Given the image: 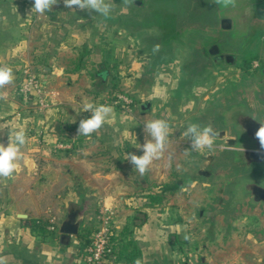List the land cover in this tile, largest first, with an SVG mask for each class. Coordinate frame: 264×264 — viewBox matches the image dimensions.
Masks as SVG:
<instances>
[{
    "label": "crops",
    "instance_id": "crops-1",
    "mask_svg": "<svg viewBox=\"0 0 264 264\" xmlns=\"http://www.w3.org/2000/svg\"><path fill=\"white\" fill-rule=\"evenodd\" d=\"M33 5L34 0H0V66L12 67L15 77L5 86L7 101L0 100V142L7 145L9 129L13 127H22L28 138L23 149L28 164L21 162L14 180L0 179V255L8 258V264H42L29 255L34 253L32 249H42L40 246L48 237L37 242L40 236L32 230L33 223L50 222L53 207L56 214L59 207L62 223L71 212L78 213L81 232L88 223V215L82 208L98 201L112 213L119 203L124 205L125 217L118 219L117 226L133 224V239L141 251L143 264H214L205 258V253L216 243L219 222L211 230L205 219L200 218L204 238L202 242L189 243L184 236L189 235L190 222L183 216L168 222V217L157 211L146 210L141 215L137 213V205L142 202L132 204L127 200L155 186L166 185L169 192L185 187L181 182L175 186L160 181L162 174L175 175L170 166L160 168L152 164L141 176L126 160L127 153L143 154V149L138 150L145 143L142 117H148L154 108L150 103L151 109L144 110L145 104H140L135 107L134 118L128 119L111 104L112 93L118 88V72L121 73L120 56L128 46L127 41L121 34L113 37L104 21L96 22L95 12L74 11L60 0L52 11L30 15ZM86 63L97 66L95 72L88 66L85 70L91 71V78L96 80L97 91L88 90L90 103L108 104L114 111L101 129L82 142L84 149L75 153L53 152L49 144L38 140V130L47 131L49 141L54 142L58 137L52 133L56 123L75 130L82 119L91 116L90 112L82 111L84 104L65 102L62 97L64 89L71 88L77 77L85 75ZM22 65L31 66L51 88L55 87L49 98L54 112L43 115L33 112L17 95ZM104 72L108 75L100 76ZM167 202L173 205L169 199ZM51 238L60 247L59 263L76 264L82 247L79 237H73L69 246L60 243V233ZM193 244L194 248H188ZM12 253L14 257H9Z\"/></svg>",
    "mask_w": 264,
    "mask_h": 264
},
{
    "label": "rangeland",
    "instance_id": "rangeland-1",
    "mask_svg": "<svg viewBox=\"0 0 264 264\" xmlns=\"http://www.w3.org/2000/svg\"><path fill=\"white\" fill-rule=\"evenodd\" d=\"M136 1L140 2L142 7L136 3L125 6L122 0H110L114 4V9L109 18H104L97 13L94 14L96 22L104 21L110 26L109 33L113 37H119L121 34L122 39L128 44L120 56L119 68L121 73L118 72V88L113 91L112 96L120 95L133 102V106L128 110L119 108L128 119L134 118L136 106L151 103L154 108L152 114L148 117L145 115L142 117L144 124L149 120L159 118L169 120L171 132L167 149L163 157L154 161L153 164H158L160 168L167 166L174 168L175 175L162 174L160 181L175 186L181 182L185 187L182 186L183 188L180 187L169 192L165 189L166 185H161V190L164 192V205L157 213L166 215L168 222L183 216L190 222L188 225L189 235L191 234L189 243L193 241L199 243L202 242L204 234L201 233L203 228H199L198 220L203 218L201 214L204 211L214 205L222 177H217L208 183L193 181L192 174H194L197 166L203 165V155L209 152L207 149L201 152H186L185 150L190 146V140L181 137V134L190 123L203 126L197 119L207 111L214 100L221 98L232 89H241L251 93L264 82V32L258 35L252 46L238 59L235 65L217 66L192 81L187 77L183 68L192 57L194 46L201 40L203 41L206 36L200 32L189 33L183 42L176 46L173 55L158 59L157 55L146 47L147 38L154 35L156 31L147 30L142 24L146 9H143V0ZM119 26L122 27V31H118ZM87 66L92 72H95L97 67L95 65L92 67L86 63L83 71L87 70ZM92 74L91 71H87L84 76L77 77L71 88L64 89L63 100L65 102L74 100L81 105L90 103L92 98L88 90L91 88L90 90L97 91L96 80L91 78ZM54 89L55 87L51 88L47 84L50 97L53 96ZM48 101L51 102L50 99ZM51 112H54L53 107L49 114ZM139 147L138 150H142V147ZM219 147L220 143L216 140L215 150ZM85 148L87 147L85 146ZM144 192L131 195L127 200L132 204L143 202L141 196ZM97 198L99 200L100 197ZM168 199L172 201L173 205L168 204ZM90 203L82 208L88 215V223L84 224L85 227H83L86 233L100 227V218L104 211L98 201ZM98 209L100 212L97 213ZM125 209L124 205L120 203L115 208L113 217L116 225L118 219L125 217ZM137 209V213L141 215L146 210L144 207L141 208L139 204ZM59 211L58 207L56 214L53 207L52 214H50V227L54 230H49L47 241L42 244L43 246H40L42 249L39 251L32 249L34 253L29 255L42 264H60L59 259H57L60 247L55 242L50 241L51 237L59 235V231L56 230L60 229L63 219V215ZM221 224L219 222L220 229L215 240L216 243L207 249L205 258L212 260L214 264H264V240H260L256 234L262 226V221L257 215L244 212L230 226L224 225L222 227ZM36 241L45 240L39 237ZM189 247L194 248V244ZM37 248H39V244H37ZM10 251L14 250L10 249ZM9 255V257H14L15 254Z\"/></svg>",
    "mask_w": 264,
    "mask_h": 264
},
{
    "label": "water",
    "instance_id": "water-1",
    "mask_svg": "<svg viewBox=\"0 0 264 264\" xmlns=\"http://www.w3.org/2000/svg\"><path fill=\"white\" fill-rule=\"evenodd\" d=\"M142 4L146 9L142 24L156 31L146 47L158 59L173 55L189 33L206 36L183 68L192 81L217 66L235 65L264 32V0H236L235 7L226 8L213 0H143ZM155 45H160L159 51H153ZM143 109H151V104ZM197 120L220 133L216 138L220 147L205 154L203 165L192 174L193 181L201 183L222 177L214 205L202 217L213 230L217 222L228 227L244 212L255 214L262 221L256 234L264 240V148L255 135L264 126V82L251 93L232 89ZM65 130L67 126L58 122L52 133L60 136ZM80 225L78 213L71 212L60 226V243L69 246L79 236Z\"/></svg>",
    "mask_w": 264,
    "mask_h": 264
},
{
    "label": "clouds",
    "instance_id": "clouds-1",
    "mask_svg": "<svg viewBox=\"0 0 264 264\" xmlns=\"http://www.w3.org/2000/svg\"><path fill=\"white\" fill-rule=\"evenodd\" d=\"M60 0H34V5L30 10V15L50 12L54 5ZM125 6H131L136 0H122ZM213 3L221 7H235L236 0H213ZM65 7L79 10H87L90 14L95 12L104 18H109L114 9V4L110 0H63ZM126 10V9H125ZM160 45H155L153 51H159ZM106 77V73L102 74ZM13 69L10 66H0V100L7 101V92L4 91L5 86L14 81ZM83 112H90V118L82 119L79 123L77 133L78 136L89 137L93 133L101 129L111 118L114 111L113 107L108 104L86 103L83 105ZM145 143L141 146L142 155L135 153H127V159L134 170L141 176L145 175L154 161L160 160L169 143L171 132V124L169 120L164 118L149 120L144 124ZM256 138L260 145L264 148V126L260 127L256 132ZM220 136L211 124L201 126L197 123H190L186 130L182 132L181 137L190 140V146L185 151L201 152L205 149L209 153L215 150L216 138ZM8 143L5 145L0 142V179H15V174L19 171L21 162L25 165L28 161L23 151L27 144L28 138L25 130L13 127L9 129ZM139 147V148H141ZM185 240H190V235L184 236ZM0 264H8V258L0 255ZM134 264H143L141 258H137Z\"/></svg>",
    "mask_w": 264,
    "mask_h": 264
},
{
    "label": "built area",
    "instance_id": "built-area-1",
    "mask_svg": "<svg viewBox=\"0 0 264 264\" xmlns=\"http://www.w3.org/2000/svg\"><path fill=\"white\" fill-rule=\"evenodd\" d=\"M20 84L17 95L21 97L25 105L40 114H47L53 107L49 102L50 94L47 91V83L41 74L35 72L31 66L22 65L19 70ZM111 104L121 109H130L133 102L120 95L110 98ZM78 129V128H77ZM77 129L65 130L54 142L49 141V133L44 130L37 132V138L42 143L49 144L51 151L62 153H75L81 150L82 142L87 138L78 136ZM101 225L94 234L90 244L82 246L76 257V264H119L113 250L111 236L112 230L118 227L113 213L104 210L101 216ZM49 230L54 228L49 227ZM59 231V230H56Z\"/></svg>",
    "mask_w": 264,
    "mask_h": 264
},
{
    "label": "trees",
    "instance_id": "trees-1",
    "mask_svg": "<svg viewBox=\"0 0 264 264\" xmlns=\"http://www.w3.org/2000/svg\"><path fill=\"white\" fill-rule=\"evenodd\" d=\"M73 130V129H72ZM164 192L160 187H153L144 192L141 196L143 200L141 208L144 207L146 210L159 211L164 205ZM144 210V211H146ZM132 225L125 226L122 228L116 227L112 230L111 242L116 257V263L119 264H134L137 258H142L141 251L135 244L133 239ZM50 222L44 220H37L32 225V230L40 236L42 240H45L49 236ZM97 227L92 232L82 230L79 234V240L82 246L90 244L94 234L97 232Z\"/></svg>",
    "mask_w": 264,
    "mask_h": 264
},
{
    "label": "flooded vegetation",
    "instance_id": "flooded-vegetation-1",
    "mask_svg": "<svg viewBox=\"0 0 264 264\" xmlns=\"http://www.w3.org/2000/svg\"><path fill=\"white\" fill-rule=\"evenodd\" d=\"M135 3H136V5H139V6L142 7V5L140 4V2L136 1Z\"/></svg>",
    "mask_w": 264,
    "mask_h": 264
}]
</instances>
